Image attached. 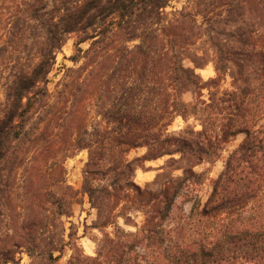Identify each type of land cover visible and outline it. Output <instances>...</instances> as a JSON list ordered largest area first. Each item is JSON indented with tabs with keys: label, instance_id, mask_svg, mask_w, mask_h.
Returning a JSON list of instances; mask_svg holds the SVG:
<instances>
[{
	"label": "trees",
	"instance_id": "16d2710c",
	"mask_svg": "<svg viewBox=\"0 0 264 264\" xmlns=\"http://www.w3.org/2000/svg\"><path fill=\"white\" fill-rule=\"evenodd\" d=\"M18 2L3 48L19 36L24 63L1 86V172L6 163L24 160L17 144L32 142L68 97L106 71L96 89L117 134L97 138L84 130L73 144L88 151L83 192L97 210L94 228L102 238L94 257L74 244L67 264H264V0H188L173 13L165 12L167 0ZM71 37L75 67L65 69L52 93L49 75ZM208 63L232 82L222 98L210 93L205 101L202 92L216 79L204 82L196 69ZM186 93L192 102L183 101ZM177 117L195 119L201 131L169 133ZM239 135L243 139L224 160L206 203L196 200L189 213L171 218L180 194L203 183L195 168L216 162ZM137 148L146 153L128 160ZM165 156L172 158L160 170L176 167L180 176L161 183L157 177L143 189L133 182L145 162ZM132 211L142 214L140 226ZM118 218L135 230L120 228ZM64 236L39 259L59 264L73 244V234L67 241Z\"/></svg>",
	"mask_w": 264,
	"mask_h": 264
},
{
	"label": "rangeland",
	"instance_id": "374dc122",
	"mask_svg": "<svg viewBox=\"0 0 264 264\" xmlns=\"http://www.w3.org/2000/svg\"><path fill=\"white\" fill-rule=\"evenodd\" d=\"M187 1L167 0L165 12L182 10L187 6ZM18 3V0H0V99L1 86L6 82V77L19 71L24 63L19 36L14 39L13 45L3 48L8 23L12 22L10 18L19 14ZM74 44L75 38L71 37L56 55L53 71L49 75V91L52 93L59 90L58 82L65 69L75 67L70 61V57L76 53ZM80 48L84 50L88 48V44H81ZM185 64L191 66L188 61ZM104 72L106 71H97L94 79L80 93L68 97V101L59 106L60 112L48 124H42L41 131L31 137L32 142L17 144L18 153L24 155L20 164L13 166L6 163L2 172L0 171V264H31L29 254L34 256L37 263L40 262L38 264H46L39 259V254L48 252L53 241L63 232L65 241L68 240V234H73V244L64 249L59 264H67L73 254L74 244L84 255L95 256L97 243L102 235L94 228L97 210L83 192V171L88 161V151L76 150L73 144L77 140L76 134L84 130L98 134L97 138H102L103 134H117L115 125L109 124L103 115L106 109L102 107L105 106L102 103L106 99H98L101 92L96 89L100 84L97 79ZM196 74L204 82L216 79L210 84V88L203 90L202 99L205 101H208L210 93H216L217 98H222L225 92L231 90L232 80L224 75L218 77L212 63L196 69ZM182 99L189 103L193 97L186 93ZM106 106L108 108L109 105ZM187 128L195 132L201 131L200 123L195 119L184 121L177 117L169 126L168 132L179 133ZM242 139L243 136L239 135L224 145L216 162H204L195 168L196 172L203 174V183L195 188V192L189 194L184 190L180 194L172 207L171 218L177 219L181 212L189 213L196 200H200L201 206L206 203L211 193L212 181L222 171L228 154ZM145 153V148L133 149L128 153L127 159L133 160ZM170 158L172 157L165 156L145 162L143 169L136 170L133 182L143 189L157 177L161 183L170 177L180 176L181 171L176 170V167L160 170ZM123 203L121 201L115 212L120 210ZM58 212L63 216L58 217ZM130 217L137 226L143 222V216L138 212H130ZM116 222L127 232L135 230V227L126 225L122 218H118ZM105 231L112 233L113 227H108ZM54 255L59 253L55 252Z\"/></svg>",
	"mask_w": 264,
	"mask_h": 264
}]
</instances>
